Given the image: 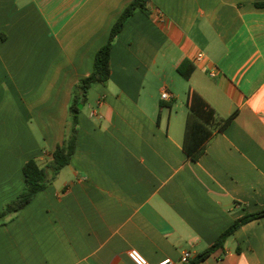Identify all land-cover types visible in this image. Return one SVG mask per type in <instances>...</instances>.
Returning <instances> with one entry per match:
<instances>
[{
  "label": "crops",
  "instance_id": "obj_1",
  "mask_svg": "<svg viewBox=\"0 0 264 264\" xmlns=\"http://www.w3.org/2000/svg\"><path fill=\"white\" fill-rule=\"evenodd\" d=\"M131 1L0 0V212L23 165L50 164L72 131L74 90ZM109 67L77 106L70 163L0 225V264H131V249L177 262L264 210V0H150ZM190 92L233 116L196 162ZM200 264H264V217Z\"/></svg>",
  "mask_w": 264,
  "mask_h": 264
},
{
  "label": "trees",
  "instance_id": "obj_2",
  "mask_svg": "<svg viewBox=\"0 0 264 264\" xmlns=\"http://www.w3.org/2000/svg\"><path fill=\"white\" fill-rule=\"evenodd\" d=\"M150 0H132L122 11L113 24L107 42L96 52L92 72L88 77L82 79L74 90V99L69 108L72 117V131L68 137L57 146L52 153V161L41 168L34 159L28 160L22 168L24 187L22 192L14 199L7 202L0 212V225L6 223L7 219L18 213L28 205L34 197L43 191L56 177L60 170L66 167L75 151V124L78 114L80 99H84L88 90L108 80L110 75V51L116 36L121 32L125 22L136 12L147 14ZM187 117L184 127L182 149L186 156L193 162L205 153L207 143L218 133H222L231 123L233 116L222 119L196 92H190L187 102ZM264 217V210L246 214L234 221L218 238L205 250L193 257L188 264H200L223 249L226 240L241 226L248 222Z\"/></svg>",
  "mask_w": 264,
  "mask_h": 264
},
{
  "label": "built area",
  "instance_id": "obj_3",
  "mask_svg": "<svg viewBox=\"0 0 264 264\" xmlns=\"http://www.w3.org/2000/svg\"><path fill=\"white\" fill-rule=\"evenodd\" d=\"M203 59L202 54H197L195 56V61H201ZM161 100L163 101H169L170 100V95L168 92H163L161 94ZM127 258L131 264H148V262L145 260V258L137 251L134 249H131L127 252ZM193 258L192 253L189 251H184L177 262H174L170 259H165L162 260L156 264H188L190 260Z\"/></svg>",
  "mask_w": 264,
  "mask_h": 264
},
{
  "label": "water",
  "instance_id": "obj_4",
  "mask_svg": "<svg viewBox=\"0 0 264 264\" xmlns=\"http://www.w3.org/2000/svg\"><path fill=\"white\" fill-rule=\"evenodd\" d=\"M78 107H79V109L81 108V106H80V105H79Z\"/></svg>",
  "mask_w": 264,
  "mask_h": 264
}]
</instances>
